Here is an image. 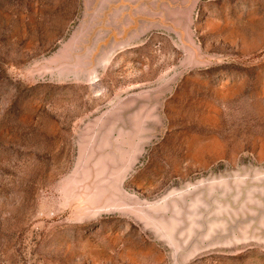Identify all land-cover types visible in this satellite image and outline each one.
Listing matches in <instances>:
<instances>
[{
    "label": "rangeland",
    "instance_id": "1",
    "mask_svg": "<svg viewBox=\"0 0 264 264\" xmlns=\"http://www.w3.org/2000/svg\"><path fill=\"white\" fill-rule=\"evenodd\" d=\"M0 264H264V0H0Z\"/></svg>",
    "mask_w": 264,
    "mask_h": 264
}]
</instances>
